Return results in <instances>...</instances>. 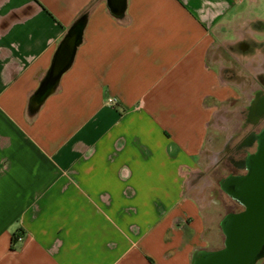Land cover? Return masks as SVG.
Masks as SVG:
<instances>
[{
  "label": "crops",
  "instance_id": "crops-1",
  "mask_svg": "<svg viewBox=\"0 0 264 264\" xmlns=\"http://www.w3.org/2000/svg\"><path fill=\"white\" fill-rule=\"evenodd\" d=\"M260 87L264 0H129L122 19L105 0H0V264H191L222 247L203 194L231 136L218 150L217 131Z\"/></svg>",
  "mask_w": 264,
  "mask_h": 264
},
{
  "label": "water",
  "instance_id": "water-1",
  "mask_svg": "<svg viewBox=\"0 0 264 264\" xmlns=\"http://www.w3.org/2000/svg\"><path fill=\"white\" fill-rule=\"evenodd\" d=\"M105 2L112 16L118 19L126 16L129 0ZM87 18L88 14L81 15L59 44L46 75L30 98L28 109L31 114H35L56 91L62 75L72 66L83 41ZM263 114L264 108L257 116ZM258 142V151L251 157L248 174H231L222 181L224 191L243 206L242 210L228 211L221 218L223 246L196 249L191 264H257L264 259V130L258 135Z\"/></svg>",
  "mask_w": 264,
  "mask_h": 264
},
{
  "label": "flooded vegetation",
  "instance_id": "flooded-vegetation-1",
  "mask_svg": "<svg viewBox=\"0 0 264 264\" xmlns=\"http://www.w3.org/2000/svg\"><path fill=\"white\" fill-rule=\"evenodd\" d=\"M264 108V87H260L254 91L253 97L250 101L245 104L241 113L242 118L237 131L231 134L223 150V155L218 158L216 174H219L217 183L219 190L224 193L232 202L227 204L228 207H234V205L240 206L242 210L243 206L233 199L228 193L222 188V181L233 175H246L249 172L248 165L250 164L251 157L256 154L259 147L258 135L264 130V114L257 116V114ZM257 113V114H256ZM258 117L256 120L255 117ZM239 139L233 143L234 137ZM228 170L227 175H222L224 170ZM218 193L217 190L214 191ZM222 203L226 204L225 201ZM233 211V209H230ZM229 210V211H230ZM236 210V211H239ZM264 264V259L258 261ZM257 263V264H258Z\"/></svg>",
  "mask_w": 264,
  "mask_h": 264
},
{
  "label": "rangeland",
  "instance_id": "rangeland-1",
  "mask_svg": "<svg viewBox=\"0 0 264 264\" xmlns=\"http://www.w3.org/2000/svg\"><path fill=\"white\" fill-rule=\"evenodd\" d=\"M242 106L244 107L245 104H238V105H234V111L232 113H228V117L230 118L229 120V123H227L228 125V128L227 129H220L218 130V135H217V138H216V148L218 150H221L223 148V145L227 139V134H232L234 133L235 131H237L238 127H239V124L241 122V118H242ZM218 125L219 126H223L225 125V123H223V121H221L220 119H218ZM239 139V136L238 137H234L233 139V143L234 144L237 140ZM223 155V151L220 152L218 154V158H221V156ZM216 170L213 169L212 171V176L215 180V184L214 186L212 187H207L205 190H204V193L206 195V202L210 199V198H214L215 202H213L211 205H209L208 207V211L206 212V218L208 221H211L212 223H216V225H218L219 221L221 220V218L223 217V215L228 212L230 209H233V211H236V210H239L241 209L240 206H237V205H234V207H228L227 204H231V203H234L232 202L224 193H222L220 190H219V186H218V183H217V179L219 178V174H216L215 172ZM228 173V170H224L223 171V176L224 175H227ZM217 190L218 193H215L214 191ZM213 193V194H212ZM202 194V193H201ZM200 194V195H201ZM213 200V201H214ZM204 201V202H205ZM222 201H225L226 204L222 203ZM205 202V203H206ZM217 202V203H216ZM231 211V210H230ZM262 262L258 263V264H261Z\"/></svg>",
  "mask_w": 264,
  "mask_h": 264
},
{
  "label": "built area",
  "instance_id": "built-area-1",
  "mask_svg": "<svg viewBox=\"0 0 264 264\" xmlns=\"http://www.w3.org/2000/svg\"><path fill=\"white\" fill-rule=\"evenodd\" d=\"M108 104L111 106L117 105V99L115 97H111L108 99ZM16 241H22L23 240V235L21 233L16 234Z\"/></svg>",
  "mask_w": 264,
  "mask_h": 264
}]
</instances>
